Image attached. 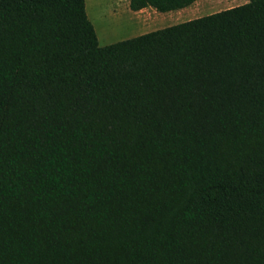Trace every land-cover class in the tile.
Returning <instances> with one entry per match:
<instances>
[{"label":"trees","instance_id":"obj_1","mask_svg":"<svg viewBox=\"0 0 264 264\" xmlns=\"http://www.w3.org/2000/svg\"><path fill=\"white\" fill-rule=\"evenodd\" d=\"M0 264H264V0H0Z\"/></svg>","mask_w":264,"mask_h":264},{"label":"rangeland","instance_id":"obj_2","mask_svg":"<svg viewBox=\"0 0 264 264\" xmlns=\"http://www.w3.org/2000/svg\"><path fill=\"white\" fill-rule=\"evenodd\" d=\"M199 1L196 6L173 10L170 25L246 2V0ZM84 2L86 15L94 26L99 45L110 44L145 33L147 30L143 29L154 25L151 23L145 25L144 22L138 21L128 7L129 0H84ZM231 4L233 5L230 6ZM196 11L200 12L194 16L193 13ZM186 15L193 17L188 18Z\"/></svg>","mask_w":264,"mask_h":264},{"label":"crops","instance_id":"obj_3","mask_svg":"<svg viewBox=\"0 0 264 264\" xmlns=\"http://www.w3.org/2000/svg\"><path fill=\"white\" fill-rule=\"evenodd\" d=\"M199 2H200L199 0H196V1H194L193 3H191L190 5H188L186 7L189 8V7L196 6ZM232 5L233 4H231L230 6H232ZM186 7H183V8H180V9H184ZM172 11L173 10L167 11V12H158L153 7L147 6V7H144L142 9H140V10L132 11V13H133V15H135L137 17L138 21L144 22L145 25L149 24V23L154 24L153 26H155V27L151 26V27L143 29V30L150 31V30H155L156 28H162V27H165V26H169L171 24V22H172V20H170V18L172 17L171 15L173 13ZM199 12L200 11L194 12L193 13L194 16L199 14ZM186 16L188 18L193 17L191 15H186Z\"/></svg>","mask_w":264,"mask_h":264}]
</instances>
